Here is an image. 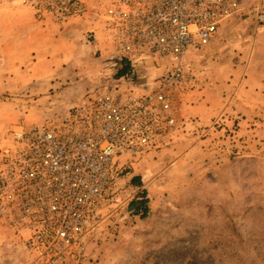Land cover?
<instances>
[{
    "label": "rangeland",
    "instance_id": "1",
    "mask_svg": "<svg viewBox=\"0 0 264 264\" xmlns=\"http://www.w3.org/2000/svg\"><path fill=\"white\" fill-rule=\"evenodd\" d=\"M111 1L0 0V154L23 150L14 131L54 127L97 91L121 102L162 89L173 60H130L136 80L117 78L103 20ZM236 1L243 12L184 56V79L166 84L170 110H155L139 159L113 170L71 264H264V0ZM138 197L145 218L128 211ZM32 260L0 228V264Z\"/></svg>",
    "mask_w": 264,
    "mask_h": 264
},
{
    "label": "built area",
    "instance_id": "2",
    "mask_svg": "<svg viewBox=\"0 0 264 264\" xmlns=\"http://www.w3.org/2000/svg\"><path fill=\"white\" fill-rule=\"evenodd\" d=\"M242 12L236 0H112L105 8L120 59L173 60L176 66L162 89L143 100L118 102L109 90L97 91L54 127L13 132L23 150L0 154L10 158L0 171V228L33 255L29 264H71L77 257L113 170L127 155L139 159L153 140L155 110H170L166 84L184 79V56L210 44L221 24ZM114 199L121 209L122 199Z\"/></svg>",
    "mask_w": 264,
    "mask_h": 264
},
{
    "label": "trees",
    "instance_id": "3",
    "mask_svg": "<svg viewBox=\"0 0 264 264\" xmlns=\"http://www.w3.org/2000/svg\"><path fill=\"white\" fill-rule=\"evenodd\" d=\"M119 60H120L119 65L121 69L118 72L117 78L136 80L138 72L135 71V66L128 60H124V59L123 60L119 59ZM137 183H139V179L133 181L134 185H136ZM128 211L134 216H141L142 218H145L148 216L149 213L148 201L145 200L144 197H138L135 201H133L129 205Z\"/></svg>",
    "mask_w": 264,
    "mask_h": 264
},
{
    "label": "crops",
    "instance_id": "4",
    "mask_svg": "<svg viewBox=\"0 0 264 264\" xmlns=\"http://www.w3.org/2000/svg\"><path fill=\"white\" fill-rule=\"evenodd\" d=\"M95 28H96V26H95ZM94 36H95V38H97V36H99V35H101L102 34V32H101V30L100 31H98V30H94ZM101 37H102V35H101Z\"/></svg>",
    "mask_w": 264,
    "mask_h": 264
}]
</instances>
